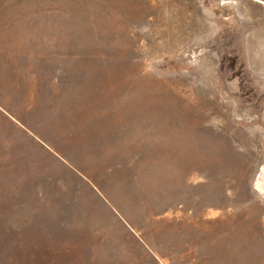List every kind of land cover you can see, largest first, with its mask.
I'll use <instances>...</instances> for the list:
<instances>
[{
  "label": "rangeland",
  "instance_id": "rangeland-1",
  "mask_svg": "<svg viewBox=\"0 0 264 264\" xmlns=\"http://www.w3.org/2000/svg\"><path fill=\"white\" fill-rule=\"evenodd\" d=\"M0 264H264V5L0 0Z\"/></svg>",
  "mask_w": 264,
  "mask_h": 264
},
{
  "label": "bare ground",
  "instance_id": "bare-ground-1",
  "mask_svg": "<svg viewBox=\"0 0 264 264\" xmlns=\"http://www.w3.org/2000/svg\"><path fill=\"white\" fill-rule=\"evenodd\" d=\"M254 1L264 5V2H262V1H259V0H254Z\"/></svg>",
  "mask_w": 264,
  "mask_h": 264
}]
</instances>
